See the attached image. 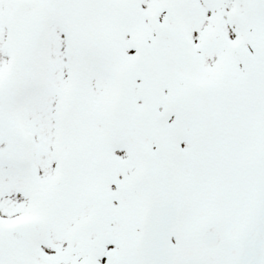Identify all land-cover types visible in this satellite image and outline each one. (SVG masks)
Listing matches in <instances>:
<instances>
[{
	"label": "snow or ice",
	"instance_id": "6c2138e0",
	"mask_svg": "<svg viewBox=\"0 0 264 264\" xmlns=\"http://www.w3.org/2000/svg\"><path fill=\"white\" fill-rule=\"evenodd\" d=\"M0 264H264V0H0Z\"/></svg>",
	"mask_w": 264,
	"mask_h": 264
}]
</instances>
